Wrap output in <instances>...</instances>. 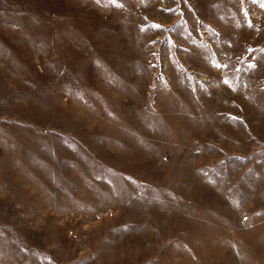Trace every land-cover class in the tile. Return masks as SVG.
Instances as JSON below:
<instances>
[{"label":"rangeland","instance_id":"rangeland-1","mask_svg":"<svg viewBox=\"0 0 264 264\" xmlns=\"http://www.w3.org/2000/svg\"><path fill=\"white\" fill-rule=\"evenodd\" d=\"M0 264H264V7L0 0Z\"/></svg>","mask_w":264,"mask_h":264},{"label":"snow or ice","instance_id":"snow-or-ice-1","mask_svg":"<svg viewBox=\"0 0 264 264\" xmlns=\"http://www.w3.org/2000/svg\"><path fill=\"white\" fill-rule=\"evenodd\" d=\"M256 2L260 3L261 7H264V0H256ZM156 27H159L158 25Z\"/></svg>","mask_w":264,"mask_h":264}]
</instances>
